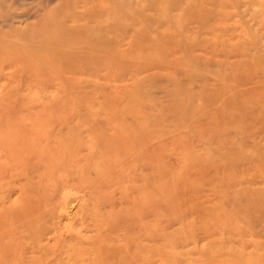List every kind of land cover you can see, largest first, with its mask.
I'll list each match as a JSON object with an SVG mask.
<instances>
[{
	"label": "rangeland",
	"instance_id": "obj_1",
	"mask_svg": "<svg viewBox=\"0 0 264 264\" xmlns=\"http://www.w3.org/2000/svg\"><path fill=\"white\" fill-rule=\"evenodd\" d=\"M0 264H264V0H0Z\"/></svg>",
	"mask_w": 264,
	"mask_h": 264
},
{
	"label": "bare ground",
	"instance_id": "obj_2",
	"mask_svg": "<svg viewBox=\"0 0 264 264\" xmlns=\"http://www.w3.org/2000/svg\"><path fill=\"white\" fill-rule=\"evenodd\" d=\"M33 154H34V153H33ZM86 190H87V189H86ZM84 192H85V191H84ZM77 195H78V194H77ZM80 197H81V195H80ZM80 197H79V198H80ZM73 198H74V197H73ZM75 201H76V200H75ZM70 208H71V207H70ZM65 209H66V208H65ZM69 213H70V212H69ZM69 213H68V214H69ZM53 216H54V215H53ZM57 233H58V232H57ZM64 237H65V236H64ZM74 240H75V239H74ZM55 250H56V249H55Z\"/></svg>",
	"mask_w": 264,
	"mask_h": 264
}]
</instances>
